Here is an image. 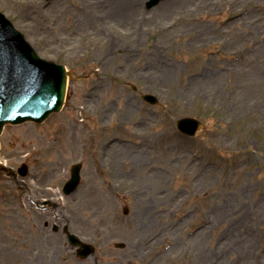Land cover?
<instances>
[{
  "label": "rangeland",
  "instance_id": "obj_1",
  "mask_svg": "<svg viewBox=\"0 0 264 264\" xmlns=\"http://www.w3.org/2000/svg\"><path fill=\"white\" fill-rule=\"evenodd\" d=\"M37 1L0 11L82 79L60 112L0 135V163L29 168L0 172V264H264V0H119L130 14L111 12L118 0ZM52 9L60 18L42 20ZM81 112L84 133L72 129ZM182 117L202 122L196 137L177 132ZM71 132L85 151H68ZM141 149L153 178L129 172ZM63 226L94 255L77 258Z\"/></svg>",
  "mask_w": 264,
  "mask_h": 264
},
{
  "label": "water",
  "instance_id": "obj_2",
  "mask_svg": "<svg viewBox=\"0 0 264 264\" xmlns=\"http://www.w3.org/2000/svg\"><path fill=\"white\" fill-rule=\"evenodd\" d=\"M158 1L152 0L149 6ZM3 26L7 30L0 27V41L15 51V57L18 58L16 55L22 56L27 70L31 72L30 78L37 86V92L23 98H15L14 95L8 97L5 93H0V132L5 123H18L27 119L40 121L47 114L58 110L62 103L66 81V73L62 66L57 67L38 61L28 47L22 48L17 45L18 41L21 43V39L12 27ZM144 99L150 103H155V98L144 96ZM198 126L199 123L192 119L177 121V127L182 131L184 130L188 135H194ZM72 173V179L66 185L65 193L74 191L79 182L78 166L73 167ZM68 240L72 245L80 246L78 255L87 256L92 252L91 247L81 244L75 237L68 235Z\"/></svg>",
  "mask_w": 264,
  "mask_h": 264
},
{
  "label": "bare ground",
  "instance_id": "obj_3",
  "mask_svg": "<svg viewBox=\"0 0 264 264\" xmlns=\"http://www.w3.org/2000/svg\"><path fill=\"white\" fill-rule=\"evenodd\" d=\"M112 1H114V0H112ZM22 2H25L26 4H32L35 7H38L39 9L43 8V6L40 5L37 0H22ZM114 4H115L113 6L114 9L111 12L118 9V12L120 14H130L135 10L133 7L130 6L129 2H127V1L126 2H122V1L120 2L118 0V2H114ZM53 7L56 8V4H54ZM75 10L77 11V9H75ZM46 13L47 14H44V18L42 20H58L60 18L59 15L55 14V10H53V9L52 10H46ZM50 13H54V14H50ZM53 26H58V23L57 22L53 23ZM59 30H61V26H59ZM72 129H74L75 132L76 131H80L83 133L86 132L85 127L82 125H78L77 123H75V121L72 125ZM74 134L75 133L71 132V137H70V139H68L69 140V142L67 144L68 151H70L71 148L75 145H78V147L81 149V151H85V146L87 143H85L82 139L76 138ZM117 147H119V146L115 145V143H114V145L110 146V148L108 150H110L111 152H116L118 150ZM142 150H144V149H141V155L139 156V158L136 161L131 162L132 167L129 169V172L130 173H135V172L137 173V172H140L141 170H143L145 168L144 174L153 178V176L155 175V172H153L154 168L147 161H145L146 158L142 155V153H144L145 150H144V152H142ZM112 155H114V154H112ZM69 263L71 264L72 262H69Z\"/></svg>",
  "mask_w": 264,
  "mask_h": 264
}]
</instances>
